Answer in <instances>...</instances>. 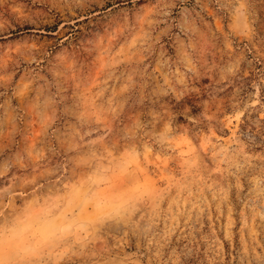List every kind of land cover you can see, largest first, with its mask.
Here are the masks:
<instances>
[{
  "label": "rangeland",
  "instance_id": "obj_1",
  "mask_svg": "<svg viewBox=\"0 0 264 264\" xmlns=\"http://www.w3.org/2000/svg\"><path fill=\"white\" fill-rule=\"evenodd\" d=\"M263 120L264 0H0V264H264Z\"/></svg>",
  "mask_w": 264,
  "mask_h": 264
},
{
  "label": "trees",
  "instance_id": "obj_2",
  "mask_svg": "<svg viewBox=\"0 0 264 264\" xmlns=\"http://www.w3.org/2000/svg\"><path fill=\"white\" fill-rule=\"evenodd\" d=\"M251 127V126H250ZM260 128H259V131L258 132H254V130H255V127H251V134H254L255 133V137H256V141L257 142H260V143H264V139H261L260 138V136H262V135H264V120L263 121H261V124H260V126H259Z\"/></svg>",
  "mask_w": 264,
  "mask_h": 264
}]
</instances>
